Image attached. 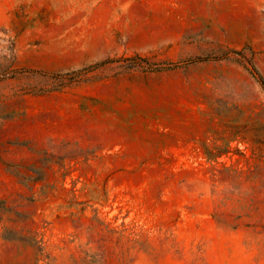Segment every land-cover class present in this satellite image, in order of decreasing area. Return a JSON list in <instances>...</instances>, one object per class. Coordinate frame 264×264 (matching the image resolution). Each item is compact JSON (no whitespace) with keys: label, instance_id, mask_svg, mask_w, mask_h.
I'll list each match as a JSON object with an SVG mask.
<instances>
[{"label":"rangeland","instance_id":"rangeland-1","mask_svg":"<svg viewBox=\"0 0 264 264\" xmlns=\"http://www.w3.org/2000/svg\"><path fill=\"white\" fill-rule=\"evenodd\" d=\"M0 264H264V0H0Z\"/></svg>","mask_w":264,"mask_h":264}]
</instances>
